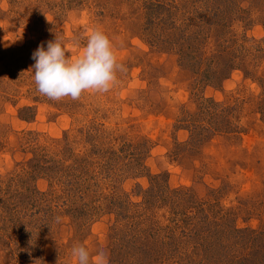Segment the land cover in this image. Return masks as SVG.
<instances>
[{
    "label": "rangeland",
    "instance_id": "374dc122",
    "mask_svg": "<svg viewBox=\"0 0 264 264\" xmlns=\"http://www.w3.org/2000/svg\"><path fill=\"white\" fill-rule=\"evenodd\" d=\"M94 28L124 66L114 86L41 94V42L60 36L75 56ZM0 193V264H74L78 245L109 264H189L206 210L264 236V0H0ZM179 226L185 247L165 258Z\"/></svg>",
    "mask_w": 264,
    "mask_h": 264
},
{
    "label": "clouds",
    "instance_id": "9594fccd",
    "mask_svg": "<svg viewBox=\"0 0 264 264\" xmlns=\"http://www.w3.org/2000/svg\"><path fill=\"white\" fill-rule=\"evenodd\" d=\"M32 58L38 91L53 100L65 97L76 100L86 91L107 93L117 80V70H124L117 62L111 39L102 28L90 31L86 45L75 56L69 55L63 38L55 35L46 48L41 42ZM71 257L74 264H109L105 251L92 255L83 245L74 246Z\"/></svg>",
    "mask_w": 264,
    "mask_h": 264
},
{
    "label": "trees",
    "instance_id": "16d2710c",
    "mask_svg": "<svg viewBox=\"0 0 264 264\" xmlns=\"http://www.w3.org/2000/svg\"><path fill=\"white\" fill-rule=\"evenodd\" d=\"M217 36V47L215 48L214 51H211L210 57L212 62L215 63V67L217 68V75L224 74V71L220 68L222 67V62L226 60L227 58V52L229 51V48L225 46V41L228 38V36H224V33H220V28H216L215 30ZM220 33V34H218ZM230 53V52H229ZM228 64V62H227ZM229 66V64H228ZM232 70V67L229 66L227 67L226 71ZM32 108H25V110H22L21 113L23 114L24 111H31ZM26 122H30L31 118H22ZM76 161V162H75ZM74 162L76 165H79V158L76 159L74 158ZM80 172L78 169H75V174L78 175ZM154 180H157V177L154 176ZM75 183V182H74ZM154 192H156V188H154ZM37 191V190H36ZM36 193H39L38 191ZM176 193L179 195L180 193L186 194V188H182L180 190H177ZM220 192L218 191L217 194ZM150 193L146 192L145 196H149ZM76 195L75 197H77ZM150 198V201L156 199V193H152ZM260 196V194H259ZM194 198H197V203H198V197L196 195L193 196ZM160 199V198H157ZM78 200H85L83 197H78ZM262 200V199H261ZM150 201L145 203V200H143L140 204L141 207H144V210L147 212L146 214L151 215V212L153 210H159V204L154 203L149 205ZM259 204L264 205V201L260 202ZM260 205V206H261ZM9 206L8 199L2 198V195L0 193V212L2 211H7V207ZM16 207V205H15ZM14 207V208H15ZM207 208V206H204ZM219 207V205L217 206ZM212 208V207H210ZM17 209V208H16ZM16 209H13L15 211ZM177 212V210H174ZM188 214L184 212L182 213V217H186ZM202 217L198 220L193 222V219L190 220V225L195 227V242L194 240L191 241V244L185 249L186 251V256L188 257L187 263L189 264H196L197 261L196 259H199V257L202 255L204 258L207 259L206 264H210V262H213L214 264H264V236L263 235H257V236H252L251 229H240L236 224L230 223L229 218L227 216H223V213L220 212L219 216L215 218L213 221V226H212V221L210 220V217L212 215L210 214L209 210L204 211L202 213ZM151 217V216H150ZM193 223H192V222ZM182 221L183 223H185ZM180 228H183L180 230ZM178 231L171 230L169 239L172 241L173 244H170L168 246V249H164L161 251V254L163 257H170L172 256V252H176L178 250V241L179 244L182 243V240H179V236L181 231L183 230L184 236L187 234V227L185 226H179L177 227ZM157 232H159L157 230ZM255 233V232H254ZM140 234L145 236L144 242L146 240H149V244L152 245V237L150 234V230H141ZM253 234V233H252ZM256 234V233H255ZM142 236V237H143ZM149 236V237H148ZM182 236V237H184ZM186 237V236H185ZM187 238V237H186ZM156 238H153L155 240ZM225 240H228V242H225ZM117 241V240H116ZM118 242V241H117ZM231 243V244H230ZM148 244V245H149ZM163 244V243H161ZM183 245L185 244L182 243ZM178 245V246H177ZM185 247V245H184ZM182 248L180 249L181 253ZM179 253V252H178ZM184 254V253H183ZM118 254H116L117 256ZM182 255V253H181ZM181 257V256H179ZM184 257V255H182Z\"/></svg>",
    "mask_w": 264,
    "mask_h": 264
}]
</instances>
